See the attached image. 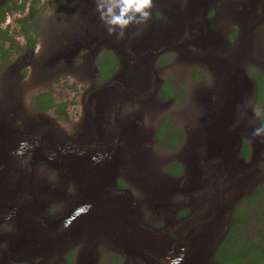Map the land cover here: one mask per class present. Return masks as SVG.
I'll return each instance as SVG.
<instances>
[{
	"label": "rangeland",
	"instance_id": "374dc122",
	"mask_svg": "<svg viewBox=\"0 0 264 264\" xmlns=\"http://www.w3.org/2000/svg\"><path fill=\"white\" fill-rule=\"evenodd\" d=\"M60 1V0H57ZM68 2L72 3L71 11L79 6L82 7L81 0H67ZM84 2V8L86 2H90L93 5V9L91 11L95 14L96 17L99 19V14L96 11V2L97 0H82ZM161 5L164 6L167 12L169 13H179L181 17V21L184 18L189 17L185 13L187 12L188 6L191 3L190 0H159ZM210 0L207 1L205 5L202 6L200 10L205 11V18L211 7L216 8V14L213 16L208 23V27L210 34L214 37L219 38V46H216V52L214 54L213 61L211 62L207 59L203 60V62L199 61L200 56H189V49L192 48L191 46H185L184 49L181 47L178 48L184 41L180 39L178 42H173L169 46H163L164 48L172 47L168 49L167 54L169 56V61L166 67L163 69V72L159 74V69L153 68L152 59L150 62L142 61L143 54L140 53L136 55L134 52H130L126 48L125 42L121 39H116L115 41L113 38H109V35L105 28H102L101 31H106V36L103 35L98 36V40H104L105 44H109L111 49H107V52H111L112 48L122 49L123 52L126 48L127 56L123 59V64L118 63V71L116 76L122 72L123 67H125L126 75L120 79L116 77L115 82L112 84L113 87L117 88L118 85L123 83L120 82L121 80L127 79L130 80V75H141L144 77V81L141 79L134 80L133 82L141 83L142 87H144V93L141 96L132 95L131 91L123 89L120 93L121 95L126 93L128 99L122 100V96L120 94H116V98L120 99L125 105L126 110L121 111L122 113L118 114L116 125L114 128L117 127V124H123L124 117L126 115H132V118L128 119L127 122L132 121V129L134 130V135H136L137 139H139V143L134 147L130 148L132 153L129 156V159L125 157V162L122 164V168L119 165L114 170L113 176V183L118 184V182H123L126 184V188L124 191H127V197L122 199L123 201H128L127 205L128 208L123 211L122 218L127 221L129 220L130 216L134 221V226H137L138 230L141 232H136L135 228L131 229L129 226L126 229L125 235L126 236V246L132 248L134 247H142V246H157V248H167L169 246L179 247L184 244L185 246H193V247H205L206 244L208 245L209 238L206 236V227L203 226L204 222H195V217L190 216V213L187 206L181 207L177 210V212L181 211L178 215L176 213L170 214L173 204H189L191 207L195 208V204L198 203L200 200H196L195 198L201 197H194V193L190 192L191 190H199L204 188H210L212 192V200L209 202L213 206L220 205L221 207L224 205L225 207L230 206L232 211L233 207L238 204L245 205V200H247L250 196H253L260 185L257 184L256 186L252 187V191H247L246 194L241 196L236 202L237 196L239 194V187L238 181H241L242 174L239 173L238 168L236 166L234 174L231 172L219 174L216 170H210L209 165L211 162H204L203 159L205 158L204 149L197 146L195 152L191 155L186 153V146L190 144V138L192 139L194 136L201 134V130L203 128L202 124L205 118V112L207 108H212L215 112L219 111L220 113L224 114L223 109L227 110V113H231V120L229 125L225 126L226 133L234 132V130L242 126L241 130L233 134L232 142L230 143V151H228V147L225 146L223 150L228 154V160L232 164L234 161L237 162L236 165H240L239 158L237 151L239 149V145L246 144L248 147V154L249 156L253 155V145L254 148L257 149L255 159L257 169L264 170V165L262 163V159H264V155H261V152L264 147V102L256 103L255 102V80L254 75L262 74L264 76V12L260 15L255 11L254 15V22H258V30L254 31V29L250 30V27L241 26V31L237 36H232L233 30L238 26L235 25L234 18L232 17L233 11L241 9L242 5L246 4L247 0L235 1L233 3L227 2L226 0ZM164 2V3H163ZM20 6H23L22 9L15 11L13 14L9 13V16L6 18V22L4 27L9 30V36L12 39V51H11V58H17V52H21V55L24 54L25 49V41L27 38H24L20 34L21 32V24L19 23L20 20L27 19V25L29 26V30H33L34 32H29L33 38L36 40H41L39 38L41 30H47L48 26L55 22L56 16H61L62 11L57 8V3L54 0H39L37 3L33 4V0H20ZM65 3H63L64 5ZM156 6H158L157 2H154ZM164 4V5H163ZM67 5V3H66ZM65 5V6H66ZM248 5V4H247ZM246 5V6H247ZM195 6V5H194ZM10 7V5H9ZM153 11V10H152ZM91 12V13H92ZM210 12V11H209ZM89 16L90 11H88ZM154 10V14H159ZM61 14V15H60ZM153 14V16H154ZM229 14V15H228ZM56 15V16H55ZM64 15V13H63ZM62 15V16H63ZM55 16V17H54ZM79 14L77 11H74V15L69 17L68 20L76 19ZM54 17V18H53ZM244 19L249 18L250 16L244 14L240 16ZM173 18V17H172ZM204 18V19H205ZM261 18V19H260ZM155 19V17L153 18ZM198 20H200L198 18ZM179 21V22H181ZM201 21V20H200ZM178 22V23H179ZM263 22V23H262ZM155 26L160 28V31H165L167 27L173 28L171 26L172 22L168 19L164 18L159 14V18L153 21ZM72 24V23H71ZM102 27V26H101ZM256 27V28H257ZM254 28V27H253ZM137 29V27L135 28ZM202 31L204 32V27H201ZM174 32V31H173ZM169 34H172L171 31H168ZM187 33V31L185 32ZM195 35L194 31L192 32ZM145 34V31L143 32ZM43 36V34H41ZM118 36V35H117ZM178 43V44H177ZM96 44V43H92ZM102 46V43H101ZM114 46V47H113ZM176 46V48H175ZM14 50V51H13ZM191 50V49H190ZM193 52V50H191ZM146 55L149 51H144ZM231 55H234L231 57ZM141 57V62H137V58ZM239 57V63H237V69L239 70L240 75H238L239 82H242L240 86L242 87V91L240 92L241 99L236 101L230 105H228V100L230 99V95L226 89L227 83L230 80L226 75H232L231 71L224 72L222 69L229 65H232V60ZM136 58V60H134ZM132 59V60H130ZM195 59V60H193ZM224 62V63H223ZM145 63V65H144ZM139 65L140 72H137V65ZM222 64H225L224 67ZM219 66V67H218ZM220 68V69H219ZM210 71H209V70ZM9 72V71H7ZM2 75L3 77L6 76V66L0 67V109H5L8 101L6 97H4L1 91L2 85ZM196 75V78H193ZM115 78V77H114ZM16 79V78H15ZM84 82L80 83H87L89 84L88 80L84 79ZM160 82L164 81V83H168L171 86H181L182 90L180 93H183V98H178V102H173L172 104L169 101H157L154 99L152 95L154 91V87ZM75 82V79H71L69 81H61L60 79L52 80L48 86L43 85H36L35 80L32 76V73L28 74L26 72V77L19 81L17 87L21 83V87L26 88L25 93L18 94V103L24 107L25 112H29V115L37 114L31 112L33 107V99L38 92L43 91H50L53 98L56 102H65L68 104V117L66 119L61 118V116L54 114L53 112H49L48 116H41L46 121H51L54 123L58 128H62L66 135L70 137H74L76 135V126L82 125L87 126V131H91V135H99V130L102 128V117L98 115V121L95 123L94 127H92L93 114L87 122L83 123L82 119V107H81V95L83 94L85 88L84 86H80V83L77 87H70L69 84ZM255 82V84H254ZM150 83V84H149ZM125 84V83H124ZM107 85V86H112ZM123 85V84H122ZM43 86V87H42ZM85 86V87H87ZM106 85L104 86L106 89ZM103 88V87H102ZM104 89V90H106ZM248 90V92H246ZM206 93L211 94L209 97L210 103L206 104L201 101L200 97ZM257 96V95H256ZM87 97V96H86ZM84 98V101L86 100ZM226 99V101H225ZM222 110V111H221ZM34 116V115H33ZM38 116V115H37ZM1 118V117H0ZM168 118V130L172 131L173 129H177L182 131L183 134L186 133L188 130V137L185 142H183V146L179 149V151L165 149L163 146H160L155 139L154 131L155 126H157L158 122L163 119ZM136 120V121H133ZM206 120V119H205ZM139 122H141L142 127L139 126ZM50 123V122H49ZM81 126V127H82ZM201 126V127H200ZM123 127V126H122ZM141 128V132L138 130ZM200 131V132H199ZM199 132V133H198ZM101 135V134H100ZM228 135V134H227ZM226 135V136H227ZM65 136V135H63ZM141 140V141H140ZM123 141V140H122ZM132 141V140H131ZM142 141H144L142 143ZM197 144H200V141H196ZM56 146V144H55ZM140 149V156H142V162L144 167L148 164L149 170L151 172L150 179H145V186H142L139 180L142 181L140 175H138L135 171H132V158L135 154V151ZM121 152H125L126 154L129 152L128 145L124 141V147L118 148ZM176 149V150H177ZM174 152V153H173ZM41 154V153H39ZM74 155V153H72ZM233 154V156H232ZM44 159H40L37 157L36 163L39 162L42 166L37 165L33 160L31 163L33 164V171L26 172V175H29V180L32 184V187L40 190L41 188L47 187L49 190L57 189V195L54 196V200L56 202L52 203L49 207L43 210L42 214L44 216H50L53 220L60 218L64 214L67 213L68 210V202L74 198L77 192V186L73 181H66L65 179L60 178V174L57 169L50 160L53 159L52 157H44ZM67 153L63 155V160H65ZM69 156V155H68ZM193 156V157H192ZM191 160H189V158ZM7 160V159H6ZM9 161L11 159H8ZM189 161H194L193 165L196 167V173L191 177V173H185V163L189 164ZM212 160V159H211ZM258 160V161H257ZM141 159H138V163L140 165ZM180 164L182 166V174L178 177L170 176L166 173V169L170 164ZM142 166V165H140ZM207 166V168H205ZM4 167H0L2 170ZM121 168V169H120ZM189 169V168H188ZM203 169V170H202ZM197 172L200 173L199 176ZM203 172L206 174L207 179L204 178ZM238 172V173H237ZM258 172V171H257ZM33 174V175H32ZM261 173L256 174V180L260 182L259 178L261 177ZM139 176V177H138ZM222 177L224 180V185L220 187V189L216 190L214 188H218L215 184V180ZM166 178H170V181L166 180ZM156 179H159L165 185H171L166 191L163 193H167L170 191L169 196L165 197L166 201L165 204L168 206L167 208L164 207H155L154 204L150 202L147 190V187ZM151 180V181H150ZM139 182V183H138ZM195 183V186L192 187L191 183ZM250 182V181H248ZM113 189V188H112ZM111 188H105L104 190V198L109 196L108 198L117 197L119 195H123V193L119 194L113 191ZM224 191L222 195L218 194V198H222L221 201L218 200L216 196V192L221 193ZM61 194V195H60ZM249 194V195H248ZM187 195L192 197H188ZM202 195V194H200ZM142 197L145 198L146 206L144 207V213L148 218L144 223L148 227L141 228V224L137 222L136 225V215L131 213V204L142 205ZM62 199V200H61ZM264 199V194L259 199L261 202ZM61 200V201H59ZM149 200V201H148ZM234 201V203H232ZM219 202H221L219 204ZM218 203V204H217ZM170 206V207H169ZM51 208V209H50ZM164 208V209H163ZM171 208V209H170ZM193 208V209H194ZM182 209V210H181ZM196 209V208H195ZM233 209V210H234ZM164 210V211H163ZM168 210V211H167ZM216 211V209L214 210ZM248 214L250 216L249 224L247 225L248 229H252L256 231L259 227L257 224V216L256 213L258 211L257 204L254 206L247 208ZM90 212V211H89ZM141 212V210H140ZM143 212V209H142ZM192 214L194 210L191 211ZM234 212V211H233ZM157 213H162L165 218H162L161 227H155L151 225L152 217L153 221L157 222ZM119 214V213H118ZM139 214V213H138ZM214 214V213H213ZM215 215H213L214 218ZM212 218V219H213ZM67 219V218H66ZM106 218L98 219V223L100 225L106 224ZM229 222V226L233 225L234 219L232 217L227 219ZM7 222L6 219L0 220V235L7 234L8 230L14 231L15 228L14 224H5ZM149 224H148V223ZM193 222V223H192ZM157 224V223H156ZM13 225V227H12ZM60 225V224H59ZM9 226V228H5ZM165 227V229H164ZM179 227V228H178ZM12 228V229H11ZM60 232L65 231L62 230L61 225L58 229ZM143 230V231H142ZM158 230V231H157ZM109 231V230H107ZM145 233L147 235H145ZM130 234H132V238H130ZM114 238V237H112ZM112 238H104L102 236H98L96 240L91 241L92 243L86 242L87 240L85 237H80L79 240H74L73 242H67L64 248H59L51 254L50 257L47 258L48 264H53L59 261V257L63 256L64 254L73 253V262L74 264H110V258L116 252L120 254V250H122L121 243L118 241H114ZM86 240V241H85ZM139 241L144 242L140 243ZM129 242V243H128ZM5 242H0V255L3 250H5L6 246L4 245ZM131 243V244H130ZM133 243H136L134 245ZM195 243V244H194ZM116 250H115V249ZM63 249V255L59 251ZM73 251V252H71ZM122 255L126 256L123 253ZM38 262V260H36ZM34 261V263L36 264ZM144 263V262H143ZM150 263V262H149ZM59 264V263H56ZM145 264V263H144ZM154 264H156L154 262Z\"/></svg>",
	"mask_w": 264,
	"mask_h": 264
},
{
	"label": "flooded vegetation",
	"instance_id": "af4514ba",
	"mask_svg": "<svg viewBox=\"0 0 264 264\" xmlns=\"http://www.w3.org/2000/svg\"><path fill=\"white\" fill-rule=\"evenodd\" d=\"M38 1L39 0H33V4L37 3ZM226 1L233 3L235 1H241V0H226ZM13 2L14 5L18 7L17 10H13L12 8L13 5L11 1L0 0V7H2L3 9H7L5 4L10 5L11 7L9 8L11 9L10 11L5 12L4 21L0 22V29L2 30L6 29L4 27V24L6 22V18L9 16V13L13 14L15 11H18L23 8V6L19 5L20 0H13ZM54 2L57 3V8L60 9L62 11V15L63 13L64 15L63 16L61 14H60L61 16L55 15L56 16L55 22L50 24L47 30L43 29L40 31L39 38H41V40L38 41L31 36L29 32L30 31L34 32L33 31L34 29L29 30V26L27 25V19L24 20L22 19L19 21V23L21 24L20 34H22L21 36H23L24 38H27L24 45V49H25L24 54L21 55V52H17L16 55L17 58L15 59L11 58L12 55L11 48L13 46L11 43L12 39H10V42H5L2 47L3 49L9 51L8 59L2 61L1 59L2 54H0V67L6 66V76L3 77L2 75L1 91L4 97H6V100L8 101L6 108L0 109V117L3 118L7 123H9V125L15 131L14 146L8 150L6 155L7 159H11L10 162L13 163V167H14V170H11L12 173H9L11 177H14L16 175L17 176L22 175L24 176L23 178L25 179L29 178L30 176L26 175L27 174L26 172L33 171V166H32L33 164L31 163V161L33 160L36 163L37 157L40 158L41 160L44 159L42 155H44L45 158L52 157L57 164L61 165V167H63V164L66 163L64 161H67L68 157L71 158V157L92 156L96 158L98 161L99 160L111 161L116 157H120V159L123 160L122 163L120 164L122 168V164L123 162H125V157L129 159V156L132 153V150H130V148H133L131 146V140L137 139L136 137L137 134L134 135L135 133L131 126L132 121L127 122L128 119L132 118V115H126L123 119L124 123L117 124V127L114 128L116 122L118 123L117 121L118 114L122 113L121 111L126 110V105L120 99H117L115 95L122 93L118 91H122L123 89L131 91L130 86L124 83H122L123 85L122 84L118 85L117 88L116 87L114 88L112 85L115 82L116 77H118L119 75L118 74L116 76V73L118 71L117 62L123 64V59L127 56V54H125L126 48L130 52H134L132 49L133 46L134 45L138 46L141 53L143 54V57H145L148 60V62H150V59L153 58L152 59L153 68L159 69L158 70L159 74L163 72V69L166 67L169 61V56L165 54H167L168 49L172 48V47L164 48L163 46H169L171 43L178 42L180 39H182L184 43H182V45H180L178 48L181 47L182 49H184V47L188 45L189 47L190 46L192 47L190 49L193 50V52L190 49L188 50L189 56L192 57L200 56L199 61L203 63H204L203 60L205 59L211 62L213 59L212 57L207 55L211 51L212 45H210L208 48H206V46L203 45L202 48L199 43H204V41L210 42L212 41L210 37L214 38V36L210 34L211 30H209V27L208 25L205 24V22L206 20L210 21V19L213 16H215L217 7L209 8L210 12L208 11L206 18L205 17L199 18L194 13L191 14L186 13V15H188L189 17L184 18L181 21V17L179 13L167 12L166 11L167 9L161 5L159 0H154V2H157L158 6L154 4L155 6L152 9L153 11H152L151 19L146 25L137 26V29H135L136 27H130L123 37L117 36L116 34L113 35L108 34L109 38H113L114 41L118 38L123 40V42H125L126 48L124 52L121 48L116 49L114 46L111 52H107L106 50L107 49L109 50L111 48L106 46H111V45L105 44L104 40H100V41L98 40V36L102 37L103 35L106 36L107 34L105 30L101 31L102 28H104V26L100 21V19H98V17H96L95 14L91 11V9L94 8L92 5L93 3L91 4L90 2H86L85 3L86 8H84L83 7L84 2L81 0L82 7L79 6L78 8H75L71 11L72 3L68 2L67 0H60V1L54 0ZM220 2L222 3L221 0ZM63 3L65 4L63 5ZM154 10L156 11V13L160 12L159 14L164 18H166V20L168 19L169 21H171L172 22L171 26L174 27L173 28L167 27L165 31H160L159 30L160 28L155 26V24L153 23L155 19L159 18V14H154ZM256 10L257 13H259L260 15L264 12V0H247L246 4L242 5L241 9L237 8L232 12L233 13L232 17L234 18V21L236 22L235 25L238 26V29H236L237 28L236 27L233 30L231 37L237 36L239 34V32L241 31L240 29L241 26H245L247 28L250 27V30L254 29V31L258 30L257 27L258 22L256 21V24H253ZM74 11H77V14H79L80 16H78L74 20L71 21L68 20L69 17L74 15ZM88 11H90L91 16H89ZM244 14L250 17L247 19L240 17L243 16ZM154 17L155 19H153ZM198 18L201 21H199ZM23 21H25V23H23ZM197 22H204V23L203 25H194ZM23 24H26L27 26V30H28L27 34L23 33L22 31ZM203 26L205 28V32L202 34L201 27ZM144 31H145V40L143 39ZM168 31H171L172 34H169ZM186 31L187 33H185ZM193 31L195 35H193L192 33ZM41 34H43V36H41ZM159 38H164V41H161ZM152 40L153 43H151L150 46H148L147 44H149V42H151ZM93 42L96 44H92ZM146 50L149 51V53H147L148 55L144 53V51ZM233 56L234 55H231V57ZM136 58H137V62H139L140 61L139 57L136 56ZM136 58H134V60H136ZM162 59H166V61L162 63L161 62ZM104 62L112 63V65L109 66L107 65L106 67L109 69H111V67H114L112 71L113 73H109V74H105V76H101L99 67ZM226 67H224L225 68L224 72L228 71ZM123 69L125 70V67H123ZM26 72H27V76L28 74L32 73V76L35 80L34 84L43 85V86H48V84H50L52 80L60 79L61 81H69L71 79H75L74 83L69 84L70 87L74 88L77 87V85L80 82H84L83 81L84 79L88 80L89 82L88 86L87 83H80V86L82 87L84 85L87 86V87L84 86L85 90L81 95L82 98L81 121L83 120V123L87 122L91 117V114H93V116L95 115V117L92 120L96 121L98 115L100 114L103 119L102 121L103 129L99 130V135L97 136V133L96 135L94 134L91 135V133L93 132L91 131L86 132V130H88L86 124L85 126H82L79 125L80 124L79 123L76 126V132H73L76 133V135L74 137H70L65 134L62 128H58L54 123H51V121H49L50 122L49 123L48 121L44 120L41 116L44 115L48 116L47 114L50 111L53 112L54 114L56 113L54 109L38 110L37 109L38 104L34 100L36 96L40 94H49L50 98L53 100L52 105L65 103V102H56L50 91L38 92L35 95L33 99V107L31 109V112L37 114L29 115V112H25L24 107L18 103L17 96L21 92H22L21 94L25 93L26 88L28 89V87L22 89L21 83L19 84L18 87L17 85L20 80L26 77ZM226 76L228 77L229 75ZM196 77L197 76L194 75L193 78ZM164 84H165L164 81L162 82L159 81V83L154 87L155 89L152 95L154 96V99L157 101H169V103L172 104L173 102H175L174 98L160 96V89ZM105 85L106 86L112 85V86H107L109 88L106 89L104 87ZM169 86L172 88L173 91L177 93H179L182 88L181 86H171V85ZM254 86H255L254 92L256 99L257 85L255 84ZM240 88L241 86L235 87V85H232L230 83L228 91L234 90L233 92H235L234 94L235 97L238 93L237 90H239ZM143 93L144 92L140 94H136V96H141ZM85 97L86 100L84 101ZM122 98H123L122 100L128 99L127 96ZM65 104H66L65 110L67 113L68 104L67 103ZM67 117L68 115L66 116V118ZM61 118L66 119L63 116H61ZM214 118H216L215 110H212V108H207L202 126L204 125L206 128L209 127L211 128ZM94 125L95 124H93V127ZM138 125L142 127L141 122H139ZM154 131L156 132V126ZM138 132H141V128L138 130ZM187 133L188 130L186 131L185 134H183L182 144L187 140L188 137ZM228 133H226L225 131L220 135H224L223 137H226ZM205 138L206 136L202 134L200 135L198 134L194 136L192 139L190 138V144L186 146V151L190 150L191 148H194L196 150L197 146H199L200 148L204 149L205 155H207L208 153L207 146L203 145L202 143L203 142L202 140H204ZM51 141L53 142L55 141L56 144L55 147L50 146ZM124 141L126 143V146L128 145L129 147V152L127 154L126 151L121 152L118 149L124 147ZM196 141H200V144H197ZM143 142L144 141H142V143ZM22 143H23V148L21 149ZM182 144L179 146V149L183 146ZM242 147L243 144L240 145L237 151L238 158L241 163L239 166L237 165V168L240 169L241 172L240 174L242 175L244 171L246 172L249 178L247 180L250 182L247 181L244 186L246 188V191H252L253 190L251 189L252 187L256 186L257 184L261 186V184L263 183L264 170L260 171L258 169L257 170L258 172L256 171L258 166L256 164L257 163L256 160L254 158L251 159V157H249V154L247 157H244L242 155ZM38 149L41 150V154H39ZM179 149L175 151L177 152L179 151ZM65 153H67V156L63 161V155ZM72 153H74V155ZM261 155H264V147L261 152ZM225 156L227 155L222 153L220 156L215 157L212 160H206L204 158L203 161L204 162L210 161L211 164L209 165V169L213 170L214 167L221 165L223 163V158ZM60 161L64 163L62 164ZM262 163L264 165V159H262ZM36 164L38 165L39 162H37ZM66 165L68 166V163H66ZM171 165H178L180 168L179 175L173 177L180 176L182 174V166L177 163L170 164L169 166ZM39 166L42 165L39 164ZM205 168H207V166H205ZM200 173L202 174V172ZM260 173L262 175L259 178V180L260 179L261 180L260 182H258V180H256V174L260 175ZM205 175L206 174L203 172L204 178L207 179V176ZM121 184L122 186H119L118 184H113L112 186L113 189L112 188L111 189L116 193L124 194V189L127 186L123 182H121ZM215 184L218 188H214V189L216 190L220 189V187L224 185V180H222V177L216 179ZM190 192L195 194L194 197L202 196L201 198H195L196 200H200L198 203L195 204L196 209L194 207H191V205H189L190 203L178 204V205L173 204L170 214L174 215V213H176L178 215L181 211L177 212V210L180 209L181 207L183 208L184 206H187L188 208L187 211H189L191 218L195 217V219H197L194 220V223L204 222L203 226L206 227V231H207L206 236L210 239L208 245L206 244L205 247H191L181 244L182 246L179 247L170 246L168 248H162L161 251L158 250L157 252L150 251L148 248L144 246L135 247L130 252H128L125 248L122 247L123 253L126 254V256H123L122 250H120L119 251L120 254L116 252L111 256L110 264H144V263L146 264V260L149 256H151L152 261H154L156 264H219L217 261L214 260V254L217 251L218 245L221 243L224 234L229 228V222L227 219L232 217L234 207L232 211L230 207H228L227 209L225 208L224 210H222V214L220 218H217L215 216L213 218V215L215 214L214 210L216 209V206H213L211 203H209L212 200L211 189L204 188L199 190H191ZM223 192H224L223 190L221 191V193L216 192L215 194L217 198H218V194L222 195ZM187 196L189 198L192 197V195L191 196L187 195ZM239 199H241V197H237L236 202ZM218 200L221 201L222 198L220 197V199L218 198ZM220 203L221 202H219V204ZM141 204L142 205H138L139 214L138 216H136V225L137 222H139V224H141L142 226L141 228H143L145 226L148 227L144 223V221L148 219L145 218L147 217L145 214H144L145 217L143 215L144 207L146 206L144 197H142ZM192 210H194L193 214L191 212ZM0 217L1 219L7 220L5 224L12 223L11 214L4 213L1 214ZM151 217H152L151 225L160 228L161 227L160 221L162 220V218H165L164 215H162V213L161 215L160 213L156 214L157 224L153 221L152 215ZM69 224H70L69 219L68 221L63 220L62 222H60L62 230L68 228ZM34 225L35 226H33V228L35 232H37L38 230L41 231L42 228H48L47 223H45L44 220L38 216L34 217ZM59 226L57 229H59ZM5 228H9V226ZM127 228L128 227H126V229ZM10 232L11 230H8L7 234ZM5 240L8 241L7 239ZM139 242L141 243V241ZM6 244L7 243H4L5 246ZM133 244L136 245V243ZM134 250L140 253L138 254L137 252H133ZM60 253L63 255V249L59 251V254ZM66 255L67 253L59 257L58 258L59 261L56 263L64 264ZM73 257H74V252H73ZM21 264H27V263H21Z\"/></svg>",
	"mask_w": 264,
	"mask_h": 264
},
{
	"label": "water",
	"instance_id": "95a60500",
	"mask_svg": "<svg viewBox=\"0 0 264 264\" xmlns=\"http://www.w3.org/2000/svg\"><path fill=\"white\" fill-rule=\"evenodd\" d=\"M207 1L210 0H190L191 3L189 4L186 13H194L199 18H203L205 11H202L200 9L203 5L206 4ZM204 22H197L194 25H203ZM205 24L208 25L207 23ZM204 32L202 31V34ZM210 38L212 41H204V43L199 44L202 48L203 45H205L206 48L212 45V49L214 48L213 52L211 49V51L207 55L214 58L213 56L216 52V46L220 45V43L218 42L219 38L217 36L214 38ZM143 39L145 40V34L143 36ZM159 39L161 41H164V38ZM151 43H153V40L147 45L150 46ZM132 49L136 55H139L141 53L140 49L136 45H134ZM238 58L232 60V63L234 64H228V67H226L228 71L232 70L233 73L232 75L228 76L230 80L227 83V91L229 90L230 83L232 85H235V87H239L240 84H242V82H239L240 77L238 76L241 73H239L236 65L237 63H239ZM139 59V62H141V57H139ZM142 59V61H147V59L143 56ZM212 62H214L213 59ZM135 65H137V72H140L139 65ZM224 65L225 64H222L223 67ZM224 69H222V71H224ZM125 75L126 71L123 69L122 72L119 73L118 79H123ZM139 79L144 81V77H141V75L131 74L130 80L124 79L121 81L130 86L131 93L134 96L136 94L144 92V87L141 86V83L133 82L134 80ZM233 91L234 90L228 91V94L231 96L228 100V105L234 103L238 98V101L241 99L242 94L240 95V92L242 91V87L237 90L238 93L235 97V92ZM246 92H248V90ZM210 95L211 94L209 93L204 94L202 98L200 97L201 101L206 104L210 103ZM121 96L125 97L127 96V94L124 93ZM226 111L227 110L223 109V112H225L224 114L217 111L216 118L213 119L212 127L206 128L205 126H203L201 130V134L206 136V138L202 140L203 145L207 146L208 149V153L205 157L206 160H211L215 157H218L222 153L227 155L223 158V163L221 165L213 168V170H216L221 175L222 173L228 172L234 174L237 162L235 163L233 161L231 164L228 160V155H230L231 153L228 152L227 154L223 149L225 146H227L228 151H230V143L232 142L233 134L238 133L242 129V126H239L234 130V132H229L226 137H223L224 135H220L225 132V126L227 127L229 125L232 118L231 113H227L226 115ZM97 121L98 118L96 121L93 120L92 123L95 124ZM14 143L15 131L12 129L9 123H7L3 118H0V167H4L2 170H0V215L4 213L11 214V222L12 224H14V227L13 225L12 227L15 228L14 231H11L6 235H0V242L7 243L5 250L1 252L0 264H35L34 261L36 262V260H38L36 264H48L47 258L50 257L52 253H54L56 248H64L67 242H73L76 239L79 240V238L83 236L87 240L85 241L88 243H92L91 241L96 240L98 236H102L105 239L114 237L112 239L115 242L118 241V243H121V246L128 252L132 251L133 248H135L134 246L132 248L126 246V227L129 226L131 229L135 228V231L139 233L141 232V230H138L137 226H134V221L131 216L127 221H125L121 216L123 215L122 212L128 208V201L122 200L127 197V191H124L123 195H119L117 197L108 198L109 196H107L104 198L105 188H112L114 184V181H112L114 170L123 161L122 159H120V157H116L111 161H98L92 156L71 158L68 157L67 161L63 160L64 162L68 163V166L66 165V163L63 162V164L62 161H60L63 164V167H61L60 164H57L54 159H51L50 162L57 169H59L58 172L60 174V178L65 179V182L73 181L77 186L76 195L68 202L67 213L60 218L53 220L51 217L46 216L45 218L42 212L52 203L56 202L54 200V196L57 195V189L49 190L47 187H44L40 190H37L32 187L29 178L25 179L22 175H16L14 177H11L9 175V173H12L11 170H14V167L13 163H11L7 159L6 155L8 150L14 146ZM138 143V139L132 140L131 146L134 148ZM50 146L55 147V141H51ZM38 150L39 153H41V150ZM256 151L257 149H255L253 145V155L249 156L251 157V159H255L254 155H256ZM193 152H195V149L191 148L186 153L191 155ZM192 157H190L189 160H191ZM139 158L141 159L140 165L142 166H140L138 163ZM189 160V164L185 163V173H191L190 176L192 177L196 173L197 169L193 165L194 161ZM131 162L132 171H135L138 175H140L142 181L139 180V182L143 184L142 186H145V179L149 180L152 174L149 170L148 164L146 165V167H144L142 156H140V149L135 151ZM238 171L239 173H241L239 168ZM199 174L200 172H197L198 176ZM247 179L249 178L244 171L241 181H238V186L240 187L238 188L239 194L237 197H241L242 195L247 193L244 186L248 181ZM166 180L170 181V178H166ZM191 184L192 187L195 186L194 182ZM170 186L171 185H165L161 181H159V179H156L147 187V190L149 191L148 196L150 202L154 204L155 207H168L165 204V197L171 194L170 191L167 193L163 192L166 191ZM234 201L235 200H233L232 203H234ZM228 207L230 206L225 207L223 205L221 207L220 205H216V211L214 214L215 217L220 218L222 210H224L225 208L227 209ZM131 213L138 216V206L136 204H131ZM35 216L43 219L44 222L47 223L48 228H42L41 231L38 230L37 232H35L33 228V226H35ZM99 217L106 218V224L100 225L98 223ZM68 219L70 220L68 228H66L63 232H60L57 229L60 222H62L63 220L68 221ZM145 235L147 234L145 233ZM130 238H132V234H130ZM5 239H7L8 241H6ZM141 243L144 244V242L142 241ZM145 247L150 251L155 252H157L158 250L161 251L162 249L157 248V246ZM133 252H137L138 254L140 253L135 250ZM146 264H154L151 256L147 258Z\"/></svg>",
	"mask_w": 264,
	"mask_h": 264
},
{
	"label": "trees",
	"instance_id": "16d2710c",
	"mask_svg": "<svg viewBox=\"0 0 264 264\" xmlns=\"http://www.w3.org/2000/svg\"><path fill=\"white\" fill-rule=\"evenodd\" d=\"M12 2L13 10H17L18 7ZM7 9L0 7V22L4 21V15L6 11H10L11 7L5 4ZM22 22V21H21ZM25 23V21H23ZM23 33L27 34V26L23 24ZM9 30L0 29V54L2 61L8 59L9 51L3 49V44L5 42H10ZM166 59H162L164 63ZM160 62V63H161ZM112 65V63H102L99 67L101 76L105 74L113 73V68H107L106 66ZM107 72V73H106ZM254 80L257 85V96L256 103L264 102V76L261 74L254 75ZM182 90V88H181ZM180 90V91H181ZM160 96L172 97L175 103L179 101V97L183 98V93H177L172 90V88L165 83L160 89ZM37 102L38 110H51L54 109L55 113L59 116L66 118V104L61 103L58 105H52L53 100L50 98L49 94H40L34 99ZM168 118L161 119L156 126V142L163 146L165 149L176 150L183 141V133L180 130L173 129L168 130ZM242 155L244 157L248 156V147L243 144ZM166 173L170 176H176L180 173V168L178 165H171L167 167ZM119 186H122L121 182H118ZM264 194V181L258 188L253 196H250L245 200V205L238 204L232 214L233 225L229 226L228 230L224 234L221 243L218 245V249L214 254V260L219 264H264V199L259 202V199ZM257 204V224L259 227L256 231L248 229L250 216L248 214L247 208ZM64 264H74L73 253H69L65 256Z\"/></svg>",
	"mask_w": 264,
	"mask_h": 264
},
{
	"label": "clouds",
	"instance_id": "9594fccd",
	"mask_svg": "<svg viewBox=\"0 0 264 264\" xmlns=\"http://www.w3.org/2000/svg\"><path fill=\"white\" fill-rule=\"evenodd\" d=\"M154 6V0H97L96 11L109 35L123 37L130 27L146 25Z\"/></svg>",
	"mask_w": 264,
	"mask_h": 264
}]
</instances>
